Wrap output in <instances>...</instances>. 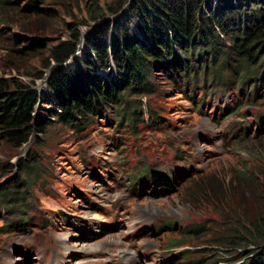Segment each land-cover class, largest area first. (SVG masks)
<instances>
[{
    "label": "rangeland",
    "instance_id": "374dc122",
    "mask_svg": "<svg viewBox=\"0 0 264 264\" xmlns=\"http://www.w3.org/2000/svg\"><path fill=\"white\" fill-rule=\"evenodd\" d=\"M134 1L0 3V79L10 92L20 84L44 94L48 103H37L34 120L50 119L49 110L57 105L47 87L55 65L48 59L51 48L78 36L76 52L60 65L69 69L88 51L87 34L102 23L107 38L113 22L124 21L127 33L140 39L128 18ZM225 1L234 7L228 16L219 0H202V21L209 11L228 25L231 18L238 22L259 11L249 0ZM240 4H247L244 12ZM94 13L102 17L93 20ZM208 21L233 58L230 39L236 30L223 31ZM199 32L198 25L196 40ZM175 51L184 59L181 66L169 70L155 61L146 89L119 87L120 105L102 103L78 116L76 124L52 120L42 135L33 132L17 148L0 133V264H40L42 259L43 264H190V258L204 256L213 264L202 249L224 256L220 247L200 241H210L229 221L224 224L218 204L207 201L208 196H193L194 180L204 174L235 178L242 166L264 172V50L255 74L221 72L218 82L212 80V66L214 54L222 50H212V57L210 47L198 43ZM94 64L108 84H119L110 60L105 68ZM81 76L86 79V73ZM225 198L235 210V196ZM191 224H202L195 233L199 242L195 235L182 234ZM175 241L176 246L167 247ZM175 249L188 253L177 255ZM257 249L249 245L245 252Z\"/></svg>",
    "mask_w": 264,
    "mask_h": 264
},
{
    "label": "trees",
    "instance_id": "16d2710c",
    "mask_svg": "<svg viewBox=\"0 0 264 264\" xmlns=\"http://www.w3.org/2000/svg\"><path fill=\"white\" fill-rule=\"evenodd\" d=\"M3 1L6 0H0V3ZM201 1L135 0L129 7L128 18L129 21H133L140 39L133 38L129 32L127 33L128 23L124 21L113 22L110 37L107 38L108 27L106 23H102L87 34L84 43L88 51L84 53L79 63L76 61L75 65L69 69H62L60 65L76 52L78 36L75 35L73 39L53 46L48 59L55 65L50 69L47 87L57 105L49 110L51 120L48 118L34 120L33 117V108L38 102L48 103L44 94L20 84H16L18 89L10 92L9 84L0 79V133L2 138L17 148L26 143L33 132L42 135L52 120H57L62 124H73L78 116L93 113L102 103L120 105L122 94L118 91L119 87L130 90L132 85H136L138 88L146 89L147 79L151 75L155 61L158 60L169 70L171 66L173 68L176 65L181 66L179 62L180 60L183 62L184 59L177 56L175 49L183 51L188 46L193 49L198 43L202 47H210L212 57V50H222L221 53L214 54L215 64L212 67L216 71L211 75L214 82L222 80V73L229 76L231 73L234 75L237 69L244 74H255L254 65L259 62L258 54L264 50L263 1L249 0L247 4L258 7L259 11L251 12L248 19L244 17L242 20L239 17L238 22L231 18L229 25L228 20H221L216 13L210 11L203 22V15L199 10ZM247 4H240L237 7L244 12ZM219 5L225 16L230 15L229 13L234 8L225 0H219ZM120 6L118 5L117 9ZM100 17L102 16L98 13L90 16L93 20ZM209 19L212 24L214 23L223 31L229 30L230 27L236 30V36L230 39L234 52L233 58L230 59V47L226 46V43H219V37L213 30ZM198 25L200 32L196 40L193 30L197 29ZM109 60L118 72L119 84L114 80L108 84L102 76L95 72V61L101 68H105ZM229 62L233 67H229ZM48 65L49 62L46 61L43 67L46 68ZM84 73H86V79L82 81L81 75ZM36 77L41 78L42 73ZM123 104H127V101ZM129 109V112L133 111L132 107ZM23 163L24 160L20 168ZM234 177L232 178L231 174L228 178H220L216 174H204L194 180L197 189H194L196 192L193 196H208L207 201L218 204L219 211L217 212L221 213L220 219L222 218L224 224L229 221L224 227L221 226V233L212 236L210 241H200L195 233L199 231L202 224H191L184 228L182 234L189 237L195 235V241L204 242L206 246L220 247L224 256L212 253L213 250L202 249L204 255L208 254L212 257L213 264L220 261L264 264V181L262 179L264 172H254L242 166L241 169L236 170ZM223 193H225L224 196ZM231 194L235 196L237 205L235 210L232 209L233 205H229L231 202L227 200L228 198H225ZM220 206L223 207L220 208ZM176 245L177 241L167 247L171 248ZM249 245L258 249L255 252H245V247ZM189 261L190 264H207L209 260L204 256L199 259L193 257Z\"/></svg>",
    "mask_w": 264,
    "mask_h": 264
},
{
    "label": "bare ground",
    "instance_id": "6f19581e",
    "mask_svg": "<svg viewBox=\"0 0 264 264\" xmlns=\"http://www.w3.org/2000/svg\"><path fill=\"white\" fill-rule=\"evenodd\" d=\"M88 221H89V220H88ZM91 224H92V223H91ZM79 235L82 236V235H84V234H79ZM84 249H85V248H84ZM85 251H86V250H85ZM87 251H88V250H87ZM124 254H125V253H123V254H122V253H118L117 256H119V255H120V256H124ZM38 258H41V256H39ZM41 259H42V258H41ZM94 259H95V260H94ZM94 259H93V261H94L95 263H97V262L99 261V258H98V257H97V258H94ZM135 259H136V258L133 257V261H134V262H135ZM36 261H37V259H36ZM36 261H35V262H36ZM40 264H43V259L41 260Z\"/></svg>",
    "mask_w": 264,
    "mask_h": 264
},
{
    "label": "clouds",
    "instance_id": "9594fccd",
    "mask_svg": "<svg viewBox=\"0 0 264 264\" xmlns=\"http://www.w3.org/2000/svg\"><path fill=\"white\" fill-rule=\"evenodd\" d=\"M175 250H177V255H181V254H184L185 252H187L188 251V249H186V250H183V249H175ZM239 262L240 261H235V262H232V263H228V264H239Z\"/></svg>",
    "mask_w": 264,
    "mask_h": 264
}]
</instances>
